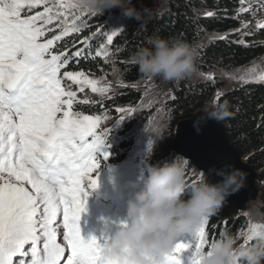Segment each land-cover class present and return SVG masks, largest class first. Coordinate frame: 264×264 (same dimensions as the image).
I'll return each mask as SVG.
<instances>
[{
    "label": "snow or ice",
    "instance_id": "snow-or-ice-1",
    "mask_svg": "<svg viewBox=\"0 0 264 264\" xmlns=\"http://www.w3.org/2000/svg\"><path fill=\"white\" fill-rule=\"evenodd\" d=\"M96 15L76 12L71 0H0V264H120L103 254L110 238L86 240L79 225L88 190L98 187L100 157L110 155V129L101 132V117L74 110L79 101L72 84L101 94L107 86L67 70L87 58L86 47L55 50L62 37L88 27L85 17ZM207 222L190 241L175 242L168 264H182L179 253L188 248L196 264L208 245ZM261 229L264 224L252 225L245 243Z\"/></svg>",
    "mask_w": 264,
    "mask_h": 264
},
{
    "label": "trees",
    "instance_id": "trees-1",
    "mask_svg": "<svg viewBox=\"0 0 264 264\" xmlns=\"http://www.w3.org/2000/svg\"><path fill=\"white\" fill-rule=\"evenodd\" d=\"M250 1L261 0H168L163 11L136 20L135 24L133 19V26L115 31L105 27L102 20H96L97 23L88 25L80 32L63 37L56 42L55 50H63L66 46L70 50L73 44L76 50L85 45L81 41L85 38L88 40L85 46L87 58L80 59L78 63H70L68 71H84L94 80L102 76L108 80L111 72L116 75L108 82L112 89L103 94L98 92L100 97L95 103L77 98L79 103L74 105V110L101 117V125L114 110L136 109L141 101V92L129 85L152 77L141 74L132 57L137 49L151 47L149 41L154 37L179 39L193 45L198 51L197 68L205 71L247 68L262 61L264 28L252 27L250 22L245 24L248 19H253L255 10ZM246 26L249 27L245 30ZM53 28L54 34L59 35L60 29L55 28V25ZM114 31L116 35L109 43L107 36ZM47 37L51 38V34H47ZM97 51L102 54L96 56ZM104 52L107 55H103ZM106 57L107 60L102 59ZM116 80L126 84L117 83ZM172 83L174 94L166 107L171 135L175 136L180 121L200 109H210L212 105L226 101L229 115L222 120L226 133L243 158L259 174L264 186V81H248L231 88H225L226 80L192 81L187 77ZM122 125L124 127L110 126L111 132L105 135V143L113 153L108 160L100 157L98 173H114L122 187L136 186L139 189L151 163L146 157V151H138L132 156L131 151L138 148L130 134L136 122H122ZM108 134L110 139H107ZM124 135L126 138L116 141V136ZM120 141L123 142L121 145ZM195 168L190 163L187 174L189 182L196 178L193 175ZM248 222L249 216L246 213L225 201L214 210L205 225L208 241L205 250L226 232L241 239ZM185 263L186 260L182 262Z\"/></svg>",
    "mask_w": 264,
    "mask_h": 264
},
{
    "label": "clouds",
    "instance_id": "clouds-1",
    "mask_svg": "<svg viewBox=\"0 0 264 264\" xmlns=\"http://www.w3.org/2000/svg\"><path fill=\"white\" fill-rule=\"evenodd\" d=\"M76 12L100 14L119 8L139 20L133 0H71ZM151 47H141L133 62L145 77L176 82L197 72V49L182 40L151 38ZM229 115L228 103L202 110L193 121L199 133L209 120L222 121ZM190 158L175 153L170 159L150 164L142 186L128 200L127 221L104 246L106 258L120 264H168L177 238L195 232L229 196L246 186L248 173L234 164L214 168L219 179L212 181L203 171L189 182ZM253 206L250 215H256ZM245 243L224 233L198 258L196 264H264V229L250 233Z\"/></svg>",
    "mask_w": 264,
    "mask_h": 264
},
{
    "label": "rangeland",
    "instance_id": "rangeland-1",
    "mask_svg": "<svg viewBox=\"0 0 264 264\" xmlns=\"http://www.w3.org/2000/svg\"><path fill=\"white\" fill-rule=\"evenodd\" d=\"M167 2L168 0H133V3L139 13V20H143L154 13L163 11L167 7ZM250 5L255 8L252 16L253 19H248L245 24L250 22L252 27L260 28L259 24L264 23V4H260L257 1H250ZM84 19L88 25L97 23L96 20H102L104 25H106L105 27L112 28L115 31L122 29L123 27L133 26L136 23V20H138L134 17L130 18L124 16L119 8L105 10L96 15L94 18L88 16ZM133 19L134 24H132ZM248 27L249 26H246L245 30ZM68 35H73V33H69ZM85 46L86 45L81 48ZM70 51H75V49H70ZM108 57L102 59L107 60ZM100 72L101 71L99 70V73ZM109 76L111 78H109ZM113 76L116 75L111 72L108 75V80L106 76H102L99 80L97 79L96 81H98V87L107 86V90L112 89L108 82H110ZM261 76H264V59L247 68L217 69L215 71H205L197 68L196 74L190 76L189 78L192 81L197 79H206L211 81L226 80L225 88H231L234 85H240L248 81H264V79H261ZM89 78L93 79L90 76ZM116 82L124 85L126 84L120 80H116ZM129 86L138 89L141 92V101L138 107L134 109L135 111L133 113L126 115V118L118 124L117 121L120 120L121 116H125V113L114 110L111 114L106 116L101 125L103 128L109 129L110 126H123L122 122H136V126L131 129L130 134L132 136V140L138 144V148L136 147L134 151H131L132 156H134L138 151H146V157L150 160L151 164L162 162L171 156L172 144L175 140V136L171 135V130L167 121L168 113L166 109L168 101L174 94V85L172 82H164L159 78H147L139 81L138 84H130ZM72 88L76 90L81 97L88 98L89 95H92L94 100L99 97L94 92L90 94V92H92L90 86L85 87L83 91H79V87L76 84H72ZM122 138H126V136H116L115 139L118 141ZM107 139H110L109 134ZM121 143L123 142L120 141L119 145H121ZM198 172L199 170L196 169L193 175L196 176ZM98 179H101L100 184L105 183L107 185H110L115 181L111 175H107L106 177L101 175ZM137 190L138 188L136 186L131 188L133 193ZM253 206H257L256 215L254 216L250 215V211ZM244 213L249 216V222L245 227V232L241 235V239L239 238L242 242H244L242 236L248 233L249 228L252 225L264 224V192L260 194L257 200L249 203V207L246 211H244ZM187 236L192 238L189 233H187ZM92 237H96L101 244H103L105 239V235L98 231H94ZM188 249L186 250V253L189 252L188 257L190 260L192 249L190 248L189 251ZM188 257H186V259Z\"/></svg>",
    "mask_w": 264,
    "mask_h": 264
},
{
    "label": "water",
    "instance_id": "water-1",
    "mask_svg": "<svg viewBox=\"0 0 264 264\" xmlns=\"http://www.w3.org/2000/svg\"><path fill=\"white\" fill-rule=\"evenodd\" d=\"M205 109H200L178 123L171 154L181 153L189 157L191 163L199 171L206 173L212 181L219 179L213 169L226 163L245 170L248 173L246 186L226 200L227 203L244 212L248 209L249 203L257 200L264 192V187L259 174L230 141L222 121L209 120L199 133L196 132L193 121Z\"/></svg>",
    "mask_w": 264,
    "mask_h": 264
}]
</instances>
